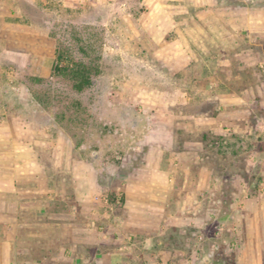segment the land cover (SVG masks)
Listing matches in <instances>:
<instances>
[{
  "label": "rangeland",
  "instance_id": "374dc122",
  "mask_svg": "<svg viewBox=\"0 0 264 264\" xmlns=\"http://www.w3.org/2000/svg\"><path fill=\"white\" fill-rule=\"evenodd\" d=\"M69 5L28 10L37 21L52 18V36L76 58L100 56L101 72L83 91L49 71L0 75V104L24 118L12 127L33 131L19 154L42 162L0 156V240L24 245L0 248V256L97 264L98 254L107 261L121 250L139 264L140 249L130 244L142 238L132 227L152 209L162 227L180 216L162 236L173 239L180 264H259L264 0ZM12 142L0 138V149Z\"/></svg>",
  "mask_w": 264,
  "mask_h": 264
},
{
  "label": "crops",
  "instance_id": "0c3cea01",
  "mask_svg": "<svg viewBox=\"0 0 264 264\" xmlns=\"http://www.w3.org/2000/svg\"><path fill=\"white\" fill-rule=\"evenodd\" d=\"M55 1L61 7L67 3L71 4L69 5L71 7H76L81 4L85 6L89 0H0V75L13 73L16 67L25 68V70L27 69L30 72L49 71L50 75L53 74L57 42L50 30V25L53 22L52 18L47 17L37 21L35 16L29 13L28 9L38 7L44 11L54 12L56 10ZM58 1H62L64 4L62 5ZM14 80L13 76L11 78L12 83H14ZM2 87L0 85V89ZM10 87L18 91L22 89L19 84H13ZM4 88L2 91L5 90ZM23 121L24 118L19 113L6 110L4 104H0V138L7 137L13 140L9 148L2 147L0 149V156H11V160L6 163H42L39 157L31 151L28 159H24V156L22 157L19 154L32 145L30 141L24 139V137L28 138V136L33 134L29 126L25 127L23 125L18 129L12 127L13 122L23 124ZM91 183L92 185L94 184V176L91 178ZM93 194L91 193L92 197ZM81 197H78V200H83ZM147 197L142 194L137 195V199L140 202L143 199L145 201L148 200ZM43 212H46V208ZM152 212H154L152 209L141 210L139 217L142 218L144 223L139 228L137 226L132 227V229L137 230L135 235L139 234L142 238L138 243L133 242L130 244L131 247H139L140 249L139 264H180L181 259L175 258L178 250L173 239L170 243H166L162 237L166 228H173V226L178 228L182 224L180 223V216L178 214L171 216L169 224L167 223L168 225L166 224L162 227L160 224L162 220L157 222L158 218L153 217ZM154 220H156V223L152 225ZM175 220L177 221L175 222ZM44 226L50 228L51 224L44 223ZM257 226H254L255 230ZM257 230L260 231V225ZM258 240L257 246L262 245L261 239ZM11 246L24 248V245L18 242L16 237L0 240V248H9ZM128 253L130 252L116 250L109 253L107 261L105 259L101 260L100 254L97 255L95 260L97 264H131V261L127 260V256L125 257ZM130 255L133 254L130 253ZM44 260L33 259L27 261L31 264H43ZM58 260L59 264H78V261L79 263L83 261V257L71 259L67 256H61ZM258 260L259 264L264 263L263 257L259 256ZM6 262L14 264V262L8 261L1 255L0 264Z\"/></svg>",
  "mask_w": 264,
  "mask_h": 264
},
{
  "label": "trees",
  "instance_id": "16d2710c",
  "mask_svg": "<svg viewBox=\"0 0 264 264\" xmlns=\"http://www.w3.org/2000/svg\"><path fill=\"white\" fill-rule=\"evenodd\" d=\"M100 59V56H96L87 63L83 59L76 58L70 50L62 48L57 40L53 74L58 73L68 77L76 91H83L92 85L93 78L101 72Z\"/></svg>",
  "mask_w": 264,
  "mask_h": 264
}]
</instances>
